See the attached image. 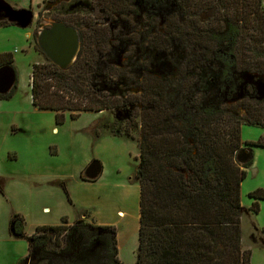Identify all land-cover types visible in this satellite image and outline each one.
<instances>
[{"label":"trees","instance_id":"trees-1","mask_svg":"<svg viewBox=\"0 0 264 264\" xmlns=\"http://www.w3.org/2000/svg\"><path fill=\"white\" fill-rule=\"evenodd\" d=\"M106 1L109 15L135 11L132 0ZM155 1L151 0L171 10L162 42L190 52L170 77L144 74L140 94L130 97L129 104L142 109L137 114L135 264H250V252L242 250L240 243V186L246 172L234 157L241 149L242 125L264 129L263 101L245 96L242 103L247 104L240 106L245 115L234 116L226 109L220 89L212 84L214 79L226 82L242 74H264L263 62L257 59L264 58L262 0ZM8 25L0 23V27ZM249 30L252 43L242 49ZM97 31L94 35L78 31L81 53L67 72L48 61L31 66V104L38 111L54 113L56 124L63 123L65 113L76 120L82 113L110 111L127 103L103 91L113 88L120 72L95 61L92 45ZM250 51L256 56L247 61ZM11 65L10 55H0V67ZM247 145L264 148V143ZM250 165L251 161L243 168ZM248 197L253 200L250 210L257 214L264 191ZM22 231L23 219L13 215L9 235L27 241L23 261L36 254L42 256L39 264H87L83 257H89L100 232L104 234L102 264H120L112 226H70L63 217L60 225L38 227L29 237ZM71 238L82 256L62 248Z\"/></svg>","mask_w":264,"mask_h":264},{"label":"rangeland","instance_id":"rangeland-1","mask_svg":"<svg viewBox=\"0 0 264 264\" xmlns=\"http://www.w3.org/2000/svg\"><path fill=\"white\" fill-rule=\"evenodd\" d=\"M132 1L135 11L109 15L106 0H44L22 11L30 17L26 28L0 12V23L12 25L0 29V55L12 57L11 67L16 74V85L9 97L0 99V186L5 189L0 193V264H39L42 260L35 254L32 260L20 261L27 252V241L8 235L6 214L23 219L22 233L26 237L38 227L60 225L63 217L70 226H112L120 264H135L139 213V183L135 179L140 132L137 114L142 109L130 105V97L140 94L138 86L144 74L170 77L190 50L178 44L168 47L162 42L171 14L167 5ZM1 4L0 1L2 10L20 12L14 4L5 2L4 8ZM51 22L69 24L81 34L94 35L92 32L99 30L92 45L95 61L120 72L113 88L103 91L127 102L124 107L82 113L76 120L65 113L63 123L56 124L54 113L32 106L31 66L47 64L35 37ZM251 34L249 30L247 42L240 45L242 49L250 45ZM246 56L248 61L256 55L250 51ZM257 59L264 68V58ZM212 85L220 89L232 115H245L240 106L247 104L242 103L247 95L263 101L264 114V74H242L226 82L214 79ZM240 139L241 149L234 157L236 165L246 172L240 186V243L242 250L250 252V264H264V201L258 202V212L254 214L250 210L253 200L248 197L254 191H264V148L247 145L264 143V129L242 125ZM92 161L100 163L102 173L96 181L89 182L84 179V170ZM249 161L251 165L244 169ZM44 180L54 185L49 201L23 187L25 181L30 184ZM45 207L48 209L42 211ZM69 240V245L62 248L68 247L70 255L82 256L76 242ZM103 240L104 234L99 232L89 257H83L87 264H102Z\"/></svg>","mask_w":264,"mask_h":264},{"label":"water","instance_id":"water-1","mask_svg":"<svg viewBox=\"0 0 264 264\" xmlns=\"http://www.w3.org/2000/svg\"><path fill=\"white\" fill-rule=\"evenodd\" d=\"M26 16V17H24ZM26 13L7 10L6 17L22 28L29 24ZM36 46L44 58L61 72H67L79 58L82 44L78 31L60 22H51L36 34ZM16 85V74L11 66L0 67V96L7 97ZM239 158V157H238ZM102 173L98 161H92L84 170V179L96 181Z\"/></svg>","mask_w":264,"mask_h":264},{"label":"crops","instance_id":"crops-1","mask_svg":"<svg viewBox=\"0 0 264 264\" xmlns=\"http://www.w3.org/2000/svg\"><path fill=\"white\" fill-rule=\"evenodd\" d=\"M0 1L2 2L1 6L3 8L6 6L3 3H5V2L7 3L8 2V4H10V5L14 4V6L17 9H19L20 11H23L26 8L28 9L29 7L38 6V4L42 3L44 0H0ZM0 12H7V10H2L0 8ZM11 26L12 25L7 26V27H11ZM4 28H6V27H0V29H4ZM26 177H28V176H26ZM34 177H38V175L35 174ZM41 177L44 179V176H41ZM25 182L27 184H29L28 181H25ZM34 182L35 183L32 182V183L29 184V185H31V187L27 186V184L23 185V187H25L27 191L32 192L35 195H41V197L43 199H48V201H49V198L54 194V189H53L54 185L52 184V181L51 182H47L46 180H44V181H41V182H39V181H34ZM37 187H39V188H37ZM3 192L5 193V189L3 190ZM4 197H5V195L1 196V199L4 198ZM45 209H48V207L43 208L42 211H44ZM6 218H9V221H7V224H9L11 216L8 217V215L6 214ZM138 218H139V215H138ZM7 233L9 235V232H7ZM26 255H27V252L25 253L24 257L20 258V261L23 260L26 257Z\"/></svg>","mask_w":264,"mask_h":264}]
</instances>
